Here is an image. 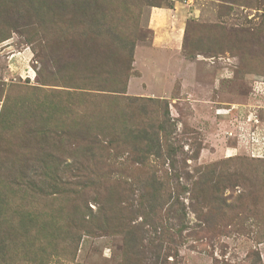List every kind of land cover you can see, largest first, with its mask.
Returning a JSON list of instances; mask_svg holds the SVG:
<instances>
[{"label": "rangeland", "instance_id": "obj_1", "mask_svg": "<svg viewBox=\"0 0 264 264\" xmlns=\"http://www.w3.org/2000/svg\"><path fill=\"white\" fill-rule=\"evenodd\" d=\"M0 264H264V0H0Z\"/></svg>", "mask_w": 264, "mask_h": 264}, {"label": "trees", "instance_id": "obj_2", "mask_svg": "<svg viewBox=\"0 0 264 264\" xmlns=\"http://www.w3.org/2000/svg\"><path fill=\"white\" fill-rule=\"evenodd\" d=\"M131 70V69H130ZM112 88V89H111ZM104 89H106L105 87H103V90L102 91H107V90H104ZM107 89H111V90H109V91H112V92H122V91H118V90H121L120 88H114V87H109V88H107ZM152 184H153V186H157L155 183H147V187H151L152 186ZM206 186H208V185H206ZM216 185H214L213 187H215ZM219 199L217 198V197H214V201H212V202H216V201H218ZM170 212H171V215H170V217H168V218H175L173 215H172V208H170ZM174 213V212H173Z\"/></svg>", "mask_w": 264, "mask_h": 264}]
</instances>
